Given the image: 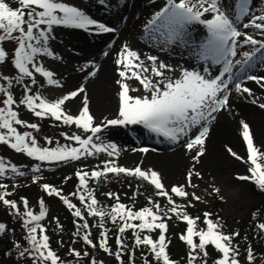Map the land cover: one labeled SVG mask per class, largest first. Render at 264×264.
I'll return each instance as SVG.
<instances>
[{"label":"snow or ice","instance_id":"snow-or-ice-1","mask_svg":"<svg viewBox=\"0 0 264 264\" xmlns=\"http://www.w3.org/2000/svg\"><path fill=\"white\" fill-rule=\"evenodd\" d=\"M17 3L19 7L13 9L5 0H0V63L7 62L4 43L12 41L17 45L11 60L17 70L15 76L9 78L0 74V96L3 97V106H0V144L7 145L17 154H24L36 162L30 169L33 183H39L44 178V165L71 164L101 154L110 158L101 161L91 171L81 168L75 173L78 187L71 195L80 201L81 206L72 203L56 187L40 185L48 196L59 197L68 209L74 210L72 215L82 222L76 225L74 235L91 248H96L98 244L103 252L114 255L118 264H124V254L129 255V264H135L136 250H146L155 264H174L166 251L165 235L168 229L167 220H171L174 215L187 225L186 235H181L180 238L189 248L188 264H196L198 260L201 264H207L206 248L209 245L214 246L221 254L214 264H239V250L232 243L233 236L238 233L224 234L219 222L209 218L210 213L204 214L203 223L206 228H198L199 218L194 219L187 214V208L194 207L188 200L189 195L193 200H200L194 191L189 193L186 190L198 187L193 182V177L203 179L201 173L195 170V164L186 174V183L174 185L169 190L155 170H142L139 166L134 169L120 166L117 162V145L106 142L100 134L109 127L138 125L171 143H178L187 137L185 147L189 151L196 149L193 160L198 163L199 157L204 154L203 145L211 123L217 118V114L231 110L230 98L233 92L252 96L253 92L245 86V80L255 81L257 84L264 81V76L247 72V69L255 67L257 63L264 64V0H165L164 5L147 21L144 28L146 38L158 44L161 51L183 48L189 58L196 62V66L189 68L181 65L177 68L160 60L156 55L142 58L139 52L130 49L126 44L122 45L115 60L120 77L116 81L120 87L118 112L115 118L105 117L99 123L90 111L83 86L51 102L42 95L41 89L44 85L40 83L41 79L48 86L62 87L55 78L56 74L44 66L43 60L63 59L52 48L57 28L96 34L113 33L116 28L97 21L85 10L67 3L66 0H17ZM97 4L105 7L108 0H97ZM244 48L248 50L240 52ZM217 66L219 71L214 75L213 69ZM92 67L94 70L89 75L95 76L98 69L95 65ZM176 72H179V76L170 75ZM132 79L142 85V95L131 94L140 92V88H132L127 83ZM17 86L22 88V99L18 102L12 91ZM81 93H85L83 106L78 115L73 116L66 111L65 104ZM252 102L256 103V100ZM14 105L24 107L36 118H51L69 129L75 126V130L60 133L66 143L61 144L58 140L54 142L45 137L47 146H41L36 136L40 131L39 125L21 119L18 109L14 110ZM260 107L264 108V104H260ZM241 123L243 140L247 146V159L243 160L235 153L232 155L248 164L250 176L237 178L251 179L264 189V163L261 162L264 153L254 144L248 124ZM17 126L27 130L20 132ZM194 131L196 134L193 138ZM139 151L146 154L149 149L141 148ZM110 174L147 182L154 187V194L164 197L166 205L171 207L162 208L159 201H154L149 196L151 207L133 210L132 206L121 203L119 196L112 192L104 195L109 199L114 197L115 203L107 207L101 205L95 197V189L90 187V182L97 185L102 181L108 182ZM27 175L19 166L0 157V202L14 210L12 214L21 218L22 226L26 230L25 240L28 247L22 248L19 254L21 257L30 256L32 264H65L51 249L50 238L41 223L46 218L47 211L44 201H39L40 212L35 214L29 209L26 198H21L23 213L19 211L16 201L7 199L14 193L8 191L9 184L4 181H15ZM15 186L13 183L12 187ZM174 197L187 203H177ZM88 218H96L93 226L101 229L96 243L91 239ZM108 223L117 232L115 252L109 246L110 229L106 227ZM257 227L264 231V223ZM157 230L158 238L154 239L151 234ZM128 231H131L132 236L131 250L126 243L125 234ZM5 232L6 226L0 223V235ZM194 237H198V243ZM70 253L80 260V251L73 248ZM83 256L89 257L90 254L85 251ZM142 259L143 264H150L147 256H142ZM246 259L248 264H253L255 256L251 248L247 249ZM91 264H97L94 258L91 259Z\"/></svg>","mask_w":264,"mask_h":264},{"label":"rangeland","instance_id":"rangeland-1","mask_svg":"<svg viewBox=\"0 0 264 264\" xmlns=\"http://www.w3.org/2000/svg\"><path fill=\"white\" fill-rule=\"evenodd\" d=\"M135 1L136 4L133 5V3H130V0H108V5L101 7L97 4V0H66L67 3L85 10L97 21L115 27L116 31L107 34H96L95 32H85L83 30L55 29L56 39L52 42V48L63 59L53 60L46 58L43 60V64L56 74L55 78L60 81L62 87L48 86L41 79L40 83L44 85L41 92L48 101H55L61 96L83 86L88 97L90 111L95 117L96 122L99 123L105 117L108 119L115 118L119 107L118 93L120 91V87L116 83L120 77L118 76L115 60L118 58L116 55L117 52L125 44L130 49L139 52L142 58H146L148 55H156L160 60L169 64V59L172 60V65L177 68L181 65L189 68L196 66V62L190 59L182 48H171L167 51H161L160 47L155 50L150 48L151 44L149 39L146 38L144 28L151 16L164 5L165 0ZM5 2L13 9L19 7L17 0H5ZM84 43L88 44L89 47L87 49H81L80 46ZM3 47L6 50L7 62L0 63V74L12 78L17 72L11 63L13 52L17 45L15 42L6 41ZM245 50L248 49H241L240 52ZM105 53H108V55H105ZM239 58L240 55L238 54L237 59ZM92 65H95V68L98 69L95 76L89 75L94 70ZM103 71H107V78L101 77L100 83L94 86L96 91L94 93L91 92L90 87L87 86V79L92 80L100 77ZM218 71L219 66L213 69V74H217ZM247 72L248 74L264 76V64L257 63L255 67L247 69ZM170 75L179 76V72L170 73ZM127 83L132 88H140V92H133L131 93L132 95L143 94V87L137 80L132 79L127 81ZM244 84L252 90L253 95L249 96L246 93L241 95L233 92L230 98L231 110L222 111L217 114V118L211 123L210 130L203 145L204 154L199 157L198 163L193 160L196 149L189 151L185 147L187 137L181 139L178 143H171L162 137L149 133L138 125L109 127L100 135L106 142L117 145L119 149L117 162L120 166L128 169H134L139 166L142 170H155V167L150 164V157H156L158 159L164 155L169 156L179 152V158L172 160L175 166L172 180L161 177L162 182L169 190L174 185H184L186 183V174L195 164V170L201 173L203 179L193 177V182L198 187L195 189L187 188L186 190L189 193L194 191L200 197V200H193L191 195H189L188 200L192 202L194 207H188L187 214L192 217V214L202 216L203 212H209L211 215L214 213L216 220H223V224L225 225L223 230L231 235L238 233V235H234L233 237L236 238V242L238 243L239 264H248L246 259L248 248L253 250L255 256L253 264H264V231L259 228L256 229L257 236L250 243H246L243 240L242 244L239 238L253 223L251 211L257 206L263 207L261 214L262 220L264 221V199L258 197L251 191L250 188L253 180H240L237 178L238 176H250L248 171L249 166L243 162V160L247 159V146L243 140V127L241 122L248 124L254 144L259 148L261 153H264V108L260 107V104H264V87H261L264 81H261V84H257L255 81L245 80ZM230 87L232 86L230 85ZM12 91L17 102L22 99V88L20 86L14 87ZM84 95L85 93H81L75 99L67 101L65 104L66 111L73 116L78 115L79 110L83 106ZM254 99L256 103L252 102ZM2 100L3 97L0 96V106H3ZM101 103H105V106L111 107L112 109H106V111L105 109H100V112L96 113L94 110L95 105ZM241 105L245 107L248 105V115L243 116L241 114L239 109ZM13 107L14 110L18 109L19 117L24 121L30 123L36 122L35 116L30 111L25 110L24 107H18V105H14ZM43 124L40 131L36 133L41 146H47L44 140L45 137L51 138L54 142L58 140L61 144L66 143L60 133H70L75 130V126L69 129L64 125L62 127H53L45 123ZM258 126L260 127V131H258ZM17 127L20 132L27 130L19 126ZM256 131L258 134H255ZM195 134L194 131L192 133L193 138ZM9 148L0 144V157H4L7 161H11L13 164L19 166L28 175L23 178H17L15 181L5 180L4 182L9 184L8 190L11 189L10 187H12L13 183L19 188L25 187L22 190L23 194L27 198L28 206L32 207L35 214H39L40 212L39 201L41 199L44 201V206L47 210L46 218L41 222L44 227L49 226L50 223L54 225L57 222L65 221L67 219V206L62 200L55 195L48 196L41 186H37V183L32 182L31 176L33 174L30 172V169L36 162L24 154L13 152ZM141 148H147L149 151L145 154L139 151ZM212 153L216 155L215 158H219L216 162L217 164L215 162L206 164ZM232 153L243 158V160L236 159ZM107 159L110 158L106 154H101L97 157H90L86 161L54 166L46 165L44 166L46 170L43 172L44 178L40 182L46 184L60 175L70 177L72 173H76L81 168H86V170L91 171L97 164ZM261 162L264 163V159ZM216 166L220 168L216 169ZM227 167L229 168L227 169ZM60 187V189L64 190H61V192L65 195L71 192L74 186L69 183L66 186ZM97 189V200L105 207L110 206V203L115 200L114 197L109 199L104 195L108 192L117 194L120 200L125 203L134 202L141 207L152 206L148 202L149 196L154 201H159L162 208L165 206L171 207L170 205H166V199L164 197L154 194L155 189L153 186L145 181L132 177H125L123 175L116 177L110 174L108 182L102 181L97 185ZM216 189H218V192ZM175 199L177 203H187V201H183L180 198ZM17 205L19 211L23 213V202L17 203ZM13 211L0 202V223L6 226V232L0 235V264H32L30 256L26 255L25 257H21L19 254L22 248L28 247L27 242L21 245L15 244L23 239L26 235V230L22 226L21 218L13 215ZM91 221H93V218H88V222ZM167 223L171 227L177 228L176 230L170 228V230L178 232L179 234H182L186 230V222L177 219L174 215ZM49 234H51L50 237L52 239L55 237H63L62 232L57 230L49 231ZM172 235L173 233L170 232V236ZM172 237L173 242L171 246L176 249L178 255L183 254L184 247L176 240L175 236ZM10 244H15L17 248L11 250L12 247H9L5 250V246ZM73 248L81 252L79 261L70 253V249ZM85 251L90 254L89 257L83 256ZM55 252L63 259L65 264H91V259L93 258L97 264H100V262L102 264H118L114 256L106 254L99 247L90 248L82 244L76 236L73 239L66 240ZM207 257L209 264H214V257Z\"/></svg>","mask_w":264,"mask_h":264},{"label":"trees","instance_id":"trees-1","mask_svg":"<svg viewBox=\"0 0 264 264\" xmlns=\"http://www.w3.org/2000/svg\"><path fill=\"white\" fill-rule=\"evenodd\" d=\"M44 120H45V122H47V124H49V122L51 121L50 118H44ZM65 178L66 177H64V176L55 178L49 183V185L54 186L56 188L60 187V186H66V184H69L68 181H71V180H73V182H71L72 184H74V183L77 184L76 178L74 176H71V178L67 179V180ZM250 189L255 195L264 199V189L260 188V186L257 185L255 182L252 184ZM76 191L77 190H74V191H72V193H74ZM12 193H14V194L8 196L7 199L19 202L22 197H25L24 194L22 193L21 189H16ZM71 194H70L69 200L72 203L76 204L77 206H81L80 201L77 198L73 197ZM94 194H95V197L97 198L96 192ZM114 203H115V201L112 202L111 205H113ZM125 205L126 206H132L133 210H140V209L144 208V207H139L138 205L134 204L133 202L126 203ZM72 211H74V210H70V209L68 210L67 219L65 221L60 222V223H55L54 225H51L49 228L50 232L57 230V231L62 232V234H63V237H55L54 239H52L50 237L51 234H49V232H48L47 235L50 238L49 244H52L53 246H55V249H58L63 243H65L66 240L73 239V237L75 236L74 233L76 232V225L78 223H82L81 221H78L77 218H75L72 215ZM262 211H263V207H261V206L260 207L257 206L256 208H254V210L252 212L253 223L249 226L247 231L239 237L241 239L240 242L242 244H243V240H245L246 243L247 242L250 243L251 240L256 238L257 232H256L255 228L258 229L257 225L260 223H264V221L262 220V214H261ZM195 218H199V216L196 214ZM209 218L213 219V221L219 222V224L222 226L221 228H225V225L223 224V220L222 219L216 220L214 213H212V215ZM203 222H204V219L199 218L197 221V227L198 228H206V225ZM88 223L90 225V231L92 234L91 239L93 240L94 243H96L98 240L99 232L101 231V229L93 226L96 223V219H93V221L88 222ZM106 227L108 229H110V231H109V246L111 247L112 251L115 252V250H116L115 237L117 235L116 228L111 223H108L106 225ZM222 232L225 234V231H222ZM125 235L127 237L126 243L129 245V249L131 250V247H132L131 231H128ZM153 238L155 239V238H157V236H154ZM194 240H195V242L198 243V237H194ZM166 243H167L166 251L170 257V260L172 262H174V264H188L189 248L185 242H182V246L184 247L185 251L181 255L180 254L178 255L176 249L174 247L172 248L170 246L169 241H166ZM232 243H233V245L238 247V243L236 242V238L233 237ZM210 248H211V251H214V262H215L218 258H220V255L214 250L213 246H211V245L207 246V248H206L207 252L210 251ZM135 253H136V255H135L136 262L138 264H143L142 256H147V259L150 261V264H155V261L152 260V256L149 255L146 250H136ZM123 257H124V263L129 264V260H128V259H130L129 255L127 254V256H123ZM206 260H207V264H208V257L206 258ZM196 264H201V261L198 260L196 262Z\"/></svg>","mask_w":264,"mask_h":264},{"label":"bare ground","instance_id":"bare-ground-1","mask_svg":"<svg viewBox=\"0 0 264 264\" xmlns=\"http://www.w3.org/2000/svg\"><path fill=\"white\" fill-rule=\"evenodd\" d=\"M130 3H133V5H135L136 4V1L135 0H130ZM147 23V22H146ZM149 42H150V48L151 49H157V48H159L160 46L158 45V44H155L154 42H152L151 40H149ZM81 49H87L89 46H88V44H86V43H84V44H81ZM182 50H183V48H182ZM185 53H186V55H188V53H187V51H185V50H183ZM189 56V55H188ZM194 61V60H193ZM169 62H170V64L172 65V60H170L169 59ZM107 76H108V73H107V71H103L102 72V75L100 76V77H97V78H95V79H92V80H89V79H87V86L88 87H90V90H91V92H95L96 90H95V88H94V86H95V84H97V83H100L99 81H100V78L102 77H104V78H107ZM102 80V79H101ZM92 83V84H91ZM105 104V103H104ZM104 104H97V105H95V108H94V110L96 111V113H98V112H100V109H105V111H106V109L107 110H111L112 108L111 107H107V106H105ZM241 104V103H240ZM246 105V104H245ZM102 106H103V108H102ZM239 109H240V111H241V114L243 115V116H246V115H248V111H249V107H248V105L245 107V106H240L239 107ZM243 118V117H242ZM258 128V131H260V127L258 126L257 127ZM257 133V131L255 132V134ZM258 134V133H257ZM176 155V156H175ZM178 155H180V153L179 152H176V153H173V154H171V155H164V156H162V158L161 157H159V158H161V159H156V157H150L151 159H150V164H152L155 168V171L157 172V173H159L160 174V176L163 178H166V179H170V180H172V178H173V176H174V172H175V166H174V164H173V162H172V160H174V159H178L179 158V156ZM216 157V155L214 154V153H212L211 154V157L207 160V163L206 164H210V163H216L218 160H219V158L217 159V158H215ZM217 164V163H216ZM232 167V166H231ZM217 168H220V167H218V166H216V169ZM229 167H227V169H228ZM222 169V168H221ZM223 170V169H222Z\"/></svg>","mask_w":264,"mask_h":264}]
</instances>
